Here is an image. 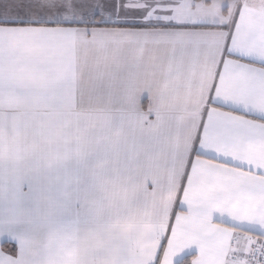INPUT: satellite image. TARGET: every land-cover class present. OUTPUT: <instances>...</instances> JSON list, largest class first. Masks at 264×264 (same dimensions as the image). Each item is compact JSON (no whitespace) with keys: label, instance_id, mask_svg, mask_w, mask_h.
<instances>
[{"label":"snow or ice","instance_id":"6c2138e0","mask_svg":"<svg viewBox=\"0 0 264 264\" xmlns=\"http://www.w3.org/2000/svg\"><path fill=\"white\" fill-rule=\"evenodd\" d=\"M0 264H264V0H0Z\"/></svg>","mask_w":264,"mask_h":264},{"label":"crops","instance_id":"0c3cea01","mask_svg":"<svg viewBox=\"0 0 264 264\" xmlns=\"http://www.w3.org/2000/svg\"><path fill=\"white\" fill-rule=\"evenodd\" d=\"M144 103H145V106H146V104H147V101L145 100V102H144Z\"/></svg>","mask_w":264,"mask_h":264}]
</instances>
